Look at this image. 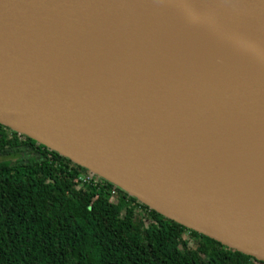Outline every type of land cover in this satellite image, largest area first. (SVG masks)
<instances>
[{"label": "water", "instance_id": "water-1", "mask_svg": "<svg viewBox=\"0 0 264 264\" xmlns=\"http://www.w3.org/2000/svg\"><path fill=\"white\" fill-rule=\"evenodd\" d=\"M218 30L250 59L101 43ZM0 123L264 262V214L221 187L264 127V0H0Z\"/></svg>", "mask_w": 264, "mask_h": 264}, {"label": "trees", "instance_id": "trees-1", "mask_svg": "<svg viewBox=\"0 0 264 264\" xmlns=\"http://www.w3.org/2000/svg\"><path fill=\"white\" fill-rule=\"evenodd\" d=\"M82 173L0 123V264H264Z\"/></svg>", "mask_w": 264, "mask_h": 264}, {"label": "bare ground", "instance_id": "bare-ground-1", "mask_svg": "<svg viewBox=\"0 0 264 264\" xmlns=\"http://www.w3.org/2000/svg\"><path fill=\"white\" fill-rule=\"evenodd\" d=\"M102 46L112 53H117V46H125L126 53L162 56L169 58L182 56L207 61H246L250 55L246 53L233 36L222 30L195 35L194 32L168 38L111 37L102 40ZM155 54V55H154ZM257 143V144H255ZM255 144V145H254ZM254 145V146H253ZM239 149H254L253 154L245 155L246 161L239 162L231 173L224 175L221 187L226 192H234L242 203L264 214V195L260 183L264 181V127L258 136L246 142ZM239 184H242L239 186ZM239 186V187H238Z\"/></svg>", "mask_w": 264, "mask_h": 264}, {"label": "built area", "instance_id": "built-area-1", "mask_svg": "<svg viewBox=\"0 0 264 264\" xmlns=\"http://www.w3.org/2000/svg\"><path fill=\"white\" fill-rule=\"evenodd\" d=\"M95 174H93L92 172L91 173H82L79 175L78 179H79V182L81 183H91L92 182V177L94 176ZM99 177V176H98ZM96 180H94L93 182H95Z\"/></svg>", "mask_w": 264, "mask_h": 264}, {"label": "rangeland", "instance_id": "rangeland-1", "mask_svg": "<svg viewBox=\"0 0 264 264\" xmlns=\"http://www.w3.org/2000/svg\"><path fill=\"white\" fill-rule=\"evenodd\" d=\"M13 160H14V158H13ZM128 194V193H127ZM129 195V194H128ZM141 202V201H140ZM144 204V203H143Z\"/></svg>", "mask_w": 264, "mask_h": 264}]
</instances>
